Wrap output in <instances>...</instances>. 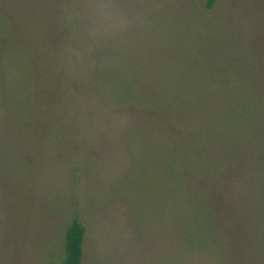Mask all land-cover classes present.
Returning <instances> with one entry per match:
<instances>
[{
	"label": "rangeland",
	"instance_id": "1",
	"mask_svg": "<svg viewBox=\"0 0 264 264\" xmlns=\"http://www.w3.org/2000/svg\"><path fill=\"white\" fill-rule=\"evenodd\" d=\"M206 1L0 0V264H58L75 216L86 229L82 264H214L180 240L192 226L188 190L177 192L186 217L170 212L172 198L163 207L166 151L190 175L205 145L238 157L219 172L225 187L197 183L214 187L240 230L260 219L264 0ZM103 55L115 80L104 88L94 79ZM200 81L218 114L183 121L169 92L193 94ZM133 87L166 98L148 93L129 107L118 95ZM105 89L111 103L99 99ZM226 90L237 93L234 112L219 111ZM217 120L230 123L227 138L211 135Z\"/></svg>",
	"mask_w": 264,
	"mask_h": 264
},
{
	"label": "trees",
	"instance_id": "2",
	"mask_svg": "<svg viewBox=\"0 0 264 264\" xmlns=\"http://www.w3.org/2000/svg\"><path fill=\"white\" fill-rule=\"evenodd\" d=\"M216 1L217 0H207L205 6L207 8H211ZM106 51L110 52L109 49H107ZM101 58L103 59H101L100 63L97 62V75H95L94 79H96V81L99 83L97 84L95 82L97 86L102 84L104 88V83L107 86L108 83H115V80L112 78V75H109V72H107L108 76L103 75V71L107 69V63H105L106 55H103V57L101 56ZM203 80H205V77H203ZM221 80L222 83L230 82L224 78ZM220 81L215 82L220 83ZM201 82L202 81H200L199 84L192 86L194 88L193 94H190L191 87L187 89L182 88L179 91L169 92L172 93L171 96H173V99L175 101L173 102L174 104H177L178 100L180 102L179 106L181 111L176 112H181V114H179L178 116L183 121L193 119L196 113H210L211 108L208 104H206L209 103V99H211V93L209 94L210 89L202 85ZM99 89L102 88L99 87L98 90ZM98 90L97 94L98 96H100L99 99L101 102H112L111 100H113L112 98L114 96H108L106 94V89L105 93L102 90L101 92ZM213 91L214 90H212V92ZM231 91L232 90H226L220 92L225 97L226 101L224 102L223 107L219 109V111L227 106V113L234 112L235 99L233 97L237 98V93ZM148 93L150 97L158 100L159 102L162 101L163 98H166L164 95L165 91H161L160 94H157L156 91L146 92L140 87H133L128 91L123 90L122 93L118 95V97L121 99H125L127 97V106L129 107L130 105L139 106L143 104V101H148ZM189 94L191 95V97L188 96ZM216 94L217 98L219 99V92H216ZM234 94L236 96H234ZM168 97H170V95H168ZM206 105L207 107H204L202 110V107ZM211 111L216 118L218 114L217 106H214ZM224 120H226V116ZM219 122L220 120H217L211 127V135L213 137H220L221 139L227 138L228 134H231L227 133V131H229L228 129H230V123L228 122L221 126ZM191 123L193 124V120L191 121ZM192 124L189 127H192ZM201 136H204V134H201ZM131 138L133 140V144H136L134 148V150H136V153H138V155L142 154V152H139V149H141V144L144 145V142L141 143L140 139H136L134 132H132ZM207 147L208 146L205 145L201 148L199 154L197 155V165H192L194 168H196V171H191V175L189 174V172H187L188 175L187 173H182V170H180V165L176 163V156L170 158L169 156H171V154H169L168 151L164 152L163 156L165 157L162 158V160L168 159L166 162H169L171 164L169 166L171 172L168 173L169 175H164L169 177L168 179L170 183L165 185L164 194L162 196L160 194L162 200L165 201L163 207L168 208V200H170L171 198L177 202V199L179 197L177 192L180 190V188L185 189V192L187 189L188 191L186 195L188 196H185V199L187 202V199L189 198L192 205V207L188 205L191 209L189 212V218L192 226L187 222L185 224V228L180 233L181 242L186 241V249L192 252L196 251L200 255L203 254L204 256H206L207 260H210L214 264H264V213L260 215V219H257L253 222L251 228H247V226L245 228L243 226L244 228L240 230L239 224H236L234 222L236 221L235 218L228 214L229 205L227 204V207H225V203L220 199V196L218 197L214 194V187H210L209 190H206L209 192L205 193L206 191L204 190L202 185H198L197 183V178L201 175V177H206L205 181L208 183V186H211L212 182L214 186V183H217L218 181V183L220 182V184L225 187L226 185L225 183H223V181L226 176L222 175L220 177L219 175L222 166H225V164L231 165L238 163L239 158L236 156H234V158H232L231 160L229 158H227V160L224 159L222 157L223 151L220 147H211L212 151L210 152L207 151ZM192 166L190 169H193ZM165 171L167 172V170ZM178 174L180 175V179L177 176ZM222 177L224 178L222 179ZM174 178H177V180L175 181ZM181 178L183 179L184 184L181 183ZM257 186L261 189L262 192H264V182H259V185L257 184ZM177 204L178 206L174 205L170 209V212L178 214L180 210L179 216L183 218L186 217V213L182 212V208L185 206V201L178 200ZM170 212H168V215L170 214ZM165 221H167V218H165ZM193 223H195L194 228ZM85 234L86 229L82 221L77 216L73 217L66 226L63 234V254L61 255L58 264H82Z\"/></svg>",
	"mask_w": 264,
	"mask_h": 264
}]
</instances>
